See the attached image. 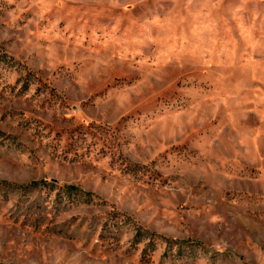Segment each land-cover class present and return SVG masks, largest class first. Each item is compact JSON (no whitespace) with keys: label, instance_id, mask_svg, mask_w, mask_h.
Returning <instances> with one entry per match:
<instances>
[{"label":"rangeland","instance_id":"374dc122","mask_svg":"<svg viewBox=\"0 0 264 264\" xmlns=\"http://www.w3.org/2000/svg\"><path fill=\"white\" fill-rule=\"evenodd\" d=\"M0 264H264V0H0Z\"/></svg>","mask_w":264,"mask_h":264},{"label":"trees","instance_id":"16d2710c","mask_svg":"<svg viewBox=\"0 0 264 264\" xmlns=\"http://www.w3.org/2000/svg\"><path fill=\"white\" fill-rule=\"evenodd\" d=\"M168 240V239H167Z\"/></svg>","mask_w":264,"mask_h":264}]
</instances>
